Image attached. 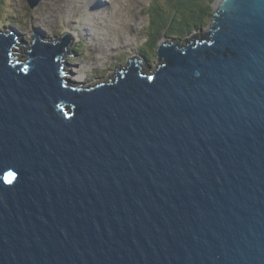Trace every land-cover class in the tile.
Returning a JSON list of instances; mask_svg holds the SVG:
<instances>
[{
	"label": "water",
	"instance_id": "1",
	"mask_svg": "<svg viewBox=\"0 0 264 264\" xmlns=\"http://www.w3.org/2000/svg\"><path fill=\"white\" fill-rule=\"evenodd\" d=\"M214 12L89 89L0 33V264H264V0Z\"/></svg>",
	"mask_w": 264,
	"mask_h": 264
},
{
	"label": "rangeland",
	"instance_id": "2",
	"mask_svg": "<svg viewBox=\"0 0 264 264\" xmlns=\"http://www.w3.org/2000/svg\"><path fill=\"white\" fill-rule=\"evenodd\" d=\"M99 2L106 3L103 10L115 11L112 1ZM87 3V0H42L36 8L31 9L26 0H0V33L14 35L11 31L14 30L19 34L13 54L19 59H27L29 47L25 46H30L34 40L32 34H40L49 43L58 41L63 32L68 33L61 30L63 23L60 17L70 14L76 7H81L83 13ZM114 3L118 4L116 1ZM128 3L127 0L123 5ZM215 7L216 0H140L133 11L138 18L136 26L131 27V35L123 36L127 47L115 48L113 45L112 33L116 26L111 21H100L102 28L98 31L93 27V21L87 22L85 29L89 30L91 37L79 34L77 39L71 36L73 41L61 58L68 73L69 85L77 81L87 89L101 82L108 83L114 78L116 70L129 67V61L134 59L135 62L140 61L142 72L155 71L161 61L154 58L153 49L162 42H173L184 47L188 40L206 36ZM194 15L200 17V23L191 24L186 20ZM75 21L70 19L67 25L72 27ZM146 64L150 65L149 69ZM78 66L82 68L80 74H77ZM76 74L80 80L73 79Z\"/></svg>",
	"mask_w": 264,
	"mask_h": 264
},
{
	"label": "bare ground",
	"instance_id": "3",
	"mask_svg": "<svg viewBox=\"0 0 264 264\" xmlns=\"http://www.w3.org/2000/svg\"><path fill=\"white\" fill-rule=\"evenodd\" d=\"M60 1V0H55ZM112 1L113 8L115 11H106L103 10L106 4L103 2L101 4L99 0H87V9L81 13V7H76L70 14H66L60 17L61 22V30L67 31L72 37L78 38L79 34L85 35V37L90 38L91 35L88 29H85V26L88 27L89 21H93V27L98 31L102 28L100 21L107 20L111 21L113 25L115 24L116 30L112 33L113 37V45L115 48L117 47H127L126 43L123 42V36L131 35V27L136 26L138 18H136L133 14L135 10V6L139 3L140 0H128L127 5H123L127 0H110ZM114 1H116L115 4ZM218 2V0H217ZM102 10V11H101ZM101 11V12H100ZM70 19H75V24L72 27H69L68 21ZM93 37V35H92ZM130 48V46H129ZM131 49V48H130ZM78 72L80 74L82 72L81 67H77ZM77 74L73 76L74 80H80L79 76L77 78ZM73 75V72H72ZM82 81V80H81Z\"/></svg>",
	"mask_w": 264,
	"mask_h": 264
},
{
	"label": "clouds",
	"instance_id": "4",
	"mask_svg": "<svg viewBox=\"0 0 264 264\" xmlns=\"http://www.w3.org/2000/svg\"><path fill=\"white\" fill-rule=\"evenodd\" d=\"M41 1H42V0H41ZM41 1H40V2H41ZM26 2H27V0H26ZM40 2H39V3H40ZM27 4H28V2H27ZM102 4H103V3H102ZM216 4H217V0H216ZM38 5H39V4H38ZM38 5H37V6H38ZM103 5H106V4H103ZM28 6H29V4H28ZM37 6H36V7H37ZM29 7H30V6H29ZM36 7H34V8H36ZM34 8H33V9H34ZM31 9H32V8H31ZM211 10H212V9H211ZM187 19H189V18H187ZM187 19H186V20H187ZM189 25H190V24H189ZM209 28H210V27H209ZM209 30H210V29H209ZM208 32H209V31H208ZM15 34H16V33H15ZM64 34H69V33L63 32V35H64ZM208 34H210V32L207 33L206 36H208ZM18 35H19V34H18ZM63 35H62V36H63ZM17 37H19V36H17ZM77 39H79V37H78ZM195 39H196V40L192 43V45H196V43L201 42V41L203 40V36H202L201 38H195ZM174 40H175V39H173L172 41H174ZM190 40H191V39H190ZM190 40H188L187 43H189ZM57 42H58V41H56V42H50V43H52V44H56ZM32 43H33V41H32ZM32 43H31V45H32ZM187 43H186V44H187ZM186 44H185V46H186ZM31 45H30V46H31ZM16 46H17V45H16ZM185 46H184V47H185ZM14 47H15V45L12 47V52H13V53H14V51H13V50H14ZM178 47H179V46H178ZM179 48H183V47H179ZM29 49H30V48H29ZM156 49H157V48H156ZM156 49H153V54H154V58L158 59V58H157V55H156ZM28 51H29V50H28ZM63 55H64V53H63ZM63 55H62V57H63ZM12 56L15 57V58L17 59V60H15V61H17V62H23V61L27 60V59H24V60L19 59V58H17L16 56H14V54H12ZM62 57H61V58H62ZM158 60H160V61H161V64H162V60H161V59H158ZM15 61H14V62H15ZM145 61H146V60H145ZM143 62H144V61H143ZM146 62H147V61H146ZM144 63H145V62H144ZM60 64H62L61 59H60ZM161 64H160V65H161ZM62 65H64V64H62ZM129 65H130V64H129ZM160 65H158V66H160ZM64 66H65V65H64ZM145 66H146L147 69H149V67H150V65H148V64H146ZM138 68H140V70H138V72H139V74H141V75L149 76V75L152 74V72H154V71H151L150 73H148L147 71L142 72L143 69H142V67H140V63H139V65H138ZM157 69H158V67L156 68V70H157ZM126 70H127V67H126L125 69H120V70L117 71V72L126 71ZM156 70H155V71H156ZM60 71H61L62 74H63V75L60 77V79L64 82V83H63V86H65V87H71V88H75V87H76V89H85V88L82 87L81 84H79L80 82H77V81H76V82H73V81H72V82L75 83V84H74V85H73V84H70V85H69V81H70V80L67 78V77H68V76H67L68 73H67V71L65 70V67L60 68ZM115 75H116V74H115ZM114 80H115V76H114V78H113L112 80H110L108 83H110V82H112V81H114ZM101 83H102V82H101ZM99 84H100V83L95 84V85H99ZM95 85H92L91 87H93V86H95ZM91 87H89V88H91ZM89 88H87V89H89Z\"/></svg>",
	"mask_w": 264,
	"mask_h": 264
},
{
	"label": "flooded vegetation",
	"instance_id": "5",
	"mask_svg": "<svg viewBox=\"0 0 264 264\" xmlns=\"http://www.w3.org/2000/svg\"><path fill=\"white\" fill-rule=\"evenodd\" d=\"M191 24H197L196 22L200 21V17H196L195 15L191 19H187Z\"/></svg>",
	"mask_w": 264,
	"mask_h": 264
},
{
	"label": "trees",
	"instance_id": "6",
	"mask_svg": "<svg viewBox=\"0 0 264 264\" xmlns=\"http://www.w3.org/2000/svg\"><path fill=\"white\" fill-rule=\"evenodd\" d=\"M198 23H200V21H198Z\"/></svg>",
	"mask_w": 264,
	"mask_h": 264
}]
</instances>
